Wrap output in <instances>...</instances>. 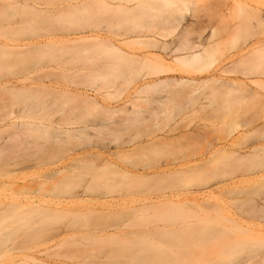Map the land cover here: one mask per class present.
Listing matches in <instances>:
<instances>
[{
    "label": "rangeland",
    "instance_id": "374dc122",
    "mask_svg": "<svg viewBox=\"0 0 264 264\" xmlns=\"http://www.w3.org/2000/svg\"><path fill=\"white\" fill-rule=\"evenodd\" d=\"M75 1L76 0H0V42L1 43H6V44L37 43L38 44L48 40L50 43L48 47L39 46L37 47L38 49L35 46H33L35 47V49L32 47L33 50L32 49L31 51L29 50L30 54L29 52L25 54L24 51L22 52L23 55L21 52L14 51L12 49L9 50L4 48H2V50L0 49V120H2L6 116L5 114H8L10 112L14 113L13 114L14 117L12 118V120L11 119L7 120L8 121L7 123H9V121H14L19 124L20 122L24 123L27 121L28 122L43 121L49 123L57 119L65 118L66 120H68V122H74V123H79L80 125L91 126L92 130L90 129L88 134H90L89 136L92 137L91 139L93 138L94 139L93 141L89 139L90 137L89 138L87 137V139H89V141L91 142L90 144L96 143L95 145L97 146L94 145L91 147L89 141L85 138L84 140L83 137H81V140H79L80 138L78 139L77 137H75L77 141H73V140L66 141L67 139L65 141H58L52 139L47 140L44 138L39 139L38 137L40 143L37 144V141H35L36 142L35 143L36 147H35V145L33 144L35 137L33 135L26 134V136H24L23 139L24 142H21L23 141L21 138H19L21 139V141H16V140L13 141L11 137L15 132V128L8 126L5 123L6 121L4 122L5 124L0 121V148L6 150L5 152L1 150V152H3L4 154L0 153V159H1L0 160V200L1 201L2 199L4 200L6 195L7 196L10 195L14 193L16 190H18L19 192L20 190L23 192L24 189L27 190L28 188L26 187L22 189L23 186L27 185L28 187L31 184V186H33L34 189L30 186L29 188L31 192H33V194H31L30 190L28 189V192H26L28 193V195L30 192V195L32 196L34 195L37 197L39 196L44 197L43 201H45L46 204L49 203V207L56 208L55 204H51L52 201H53L52 203H56V202L58 203V200L62 201L63 199L64 201L68 199L67 197L80 191L82 187H86V186L89 187L90 186L89 182L92 183L91 181H93L91 179H94L93 183H95L97 178L94 177H96L97 173L96 171H94L93 167H95V170L97 167L98 168L101 167V163L99 164V162L102 160L99 161V158H97L96 156L95 159L93 158V156H90L91 157L90 159L92 161L96 159L98 160V163L97 161H94V163H92L93 165L97 163V167L96 164L95 166L91 167L92 165L91 163H90L91 165H86L87 163L89 164L90 161L89 157H85V159L82 157L79 158V160L77 159L76 161L73 159L75 161L73 162L71 158L73 155V151L89 152V151L101 150L103 152L104 149H102V147L104 145L109 146V147L107 146V149L105 151L109 149L111 154L115 152L117 154L118 152H123V151L125 152L127 150L130 151L131 149L135 148L136 150L135 149L134 151L132 150L133 151L132 154L128 153L129 155L128 157H130L129 160L130 159L132 160L130 161V163L128 161V163L130 165L133 164L134 166L138 165L136 166V169L137 168L139 169L140 167L142 169L143 165H145L143 169H146L148 167L147 166L148 162L151 161V159L152 162L154 161L153 159L156 160L158 158L167 161L166 157L167 158L170 157L168 161L175 160L174 158H176V160L180 158L181 162L179 163V165L181 164L184 168L192 169L191 172L195 171L192 173V175L189 176L187 175L186 177L179 175L180 180L179 178L175 179L176 177L175 176L174 181L169 180L168 178L167 179L165 178L166 181H161V179L159 181L157 180L158 182L156 180H155L156 182L155 181L149 182V179H146V181H140L137 179L131 180L132 182H130V180L128 182L125 181L124 184L122 183L125 186V188L122 184L120 186L121 188L120 190L123 191L121 197L120 198L118 197V199L128 206L136 205L137 201H141L150 197L164 195L165 193L166 194L174 193L172 192V190L174 189L175 186L177 190V191L175 190L176 192H180V193L183 192L185 194L186 191H188L189 189L190 190L196 188L203 189L205 184L207 186H210V188H215L220 183L222 182L224 183L229 179L238 177L243 173L250 174L251 172H257V173L264 172V92H263L264 88L262 87L257 88L256 87L257 85L254 86L252 85V90L251 89L246 90L245 88H243L245 90H242V88L241 90H238L240 89V87L236 85L233 86L231 84L228 85V82L230 81L234 82V80L237 81V79L251 78L252 80L255 81L257 79V76H255V74H252V73H256V74L258 73V72H254L255 66L253 67L254 69H249L250 66L246 68V65L249 64L250 62L248 63V61L246 60L247 62H242V63L240 62L238 64L237 60H239L238 55L242 54V52L246 51V49L247 50L250 49L251 45L257 43V41L261 42V40L262 41L264 40V27L258 24L257 21L258 14L255 12V9L257 10V8L262 10L261 14L259 15H261V17L263 16L264 19V0H127V2L128 1L131 2L126 5H125L126 2L125 0H121L122 3L119 2L120 0L118 1L104 0V2L106 3L108 2V4L110 1L111 2L110 5L113 2H115L116 4L115 3L113 4H115L116 6L117 3L119 2L121 9L112 8L115 6L108 7V4L105 3L104 5V2L103 1L101 2L100 0L101 3L98 2V3L86 4L80 6L79 9L77 8V10L73 9L75 11L72 12V10L68 9L67 6H69L70 3ZM235 1L237 2L242 1L243 4L245 3V6L243 4L242 6L239 5V2L237 3ZM25 2H30V3L36 2L40 4L39 6H43L45 10L46 9L49 10V12L47 11L45 13H42L44 12V9L41 8L43 9L41 13L40 12H37V14L32 12L31 14L27 13L28 10L21 6V3H25ZM137 3L139 4L151 3L152 7L153 5H157L158 7L161 4L165 3L164 5L167 4L169 8H167L166 13L160 11L163 7H160L161 9L158 8L159 9L158 11L164 13V14L160 13L161 19H159L158 16H156L155 18V13L152 16L153 18L142 15L141 16L143 18L142 19L138 15H137L138 17H136L135 15L133 16V14L131 15L132 11H129L127 7L123 6V5L132 6L133 4H137ZM248 5H250L251 8L254 6L255 7L254 9L253 8L251 9L250 7H248ZM147 6L149 7L150 5ZM147 6L145 5V7ZM257 6H259L260 8ZM66 7L71 12L68 13L67 9L65 10V12L67 13L61 12L62 9ZM60 8H62L61 11L60 10L58 11V9ZM138 9L140 11L141 6H139ZM145 9L143 10L144 12L146 11ZM126 11H129L130 14ZM136 12L138 11L136 10ZM154 12L157 13V11ZM126 13L128 15H126ZM152 13H150V15H152ZM160 14L158 12L159 16ZM133 17H135L136 20H134ZM196 19L199 21H197ZM233 22L235 23L232 24ZM193 23L195 25H192ZM189 25L195 27L193 28L194 30ZM229 25L231 26L230 29H229ZM186 26H189L192 29V31L188 27L189 30L187 31L188 32L190 31V33L187 34L185 38L181 39L180 33L181 31H183V29ZM235 26L236 28H233ZM202 28L204 29L202 30ZM234 29L237 30L234 32ZM153 33H155V36ZM146 35L148 36L151 35V37H153L154 39L153 38L151 39L149 37L151 40L150 41L148 40V37H146ZM81 36H91L94 37V39L93 41L89 40L90 43L89 41H84V42L81 41L82 43L77 41L75 42L70 41L71 39L78 38ZM199 37L201 38L202 41H204V43L202 42L203 49L205 48L204 50H206L207 53L205 52L203 54L204 56L202 58L203 60L199 62H189L188 65L187 63H185L186 66L188 67L189 64H192L197 68L198 66H200L199 68L201 67L204 68L205 66L204 69L200 71L198 69L199 72L194 74L193 72H196L195 70L194 71L191 69L189 70V68H185L184 63L183 64L175 63L174 61H172V59L174 56H177L178 53L180 54L181 51H179V49L181 48L179 47H182L183 48L182 50H184L191 42L199 41L198 40ZM99 39L100 41H102L103 39V41L105 40V42L103 43L102 41L100 44ZM93 44L95 45L93 46ZM112 45L119 46L120 47L119 49H121L122 51L120 52L116 51L117 49L113 50L112 48L114 46ZM173 50L175 51L174 52L175 54L172 53ZM171 53L174 55H172ZM169 54H171L172 56ZM153 55H158L162 57L165 60L166 64L168 65L167 67L173 70H171L170 72L166 69L167 67H165L168 73H164L163 72L165 70L164 65L159 61L157 62L155 60H152L151 57ZM249 56L247 59H249ZM252 56L253 57L255 56L254 52L251 53V57ZM153 61L157 62V64L154 63ZM252 62L253 59L249 65L254 63ZM243 63L245 65V68ZM240 64H242L243 67ZM219 65L226 69L231 67L228 69L229 72L233 70L234 72L232 73L230 72L231 74L228 72L226 73L225 76L224 75L222 76L219 73V68H220ZM185 70L191 72L193 71L192 72L193 74H190L191 72L187 73V71L186 74ZM262 72H264V69ZM245 73L248 74L249 77L247 75L245 76ZM214 74H216L218 77H221L220 82L224 81L223 85L222 84L219 85L220 83L215 84L214 81L209 78ZM19 78L20 79L27 78L28 80L30 79L32 80L31 82L35 81L34 82L35 84L44 83L56 87L70 89L73 91H77V90L87 91L88 93L92 94L93 97L97 99V101H99L100 105L104 107L101 108L98 106L95 107L88 103L87 105L85 104L83 98L77 94H73V93L60 94L58 92H53L52 90L47 88L46 89L39 88V90L34 89V91L32 92L25 91L26 93L25 92L22 93L23 91H17L19 93L9 92V94L2 89L1 87L2 85L9 82H14ZM172 78H174L175 80L178 79L179 80L175 82V80H172ZM181 78L184 79L194 78L196 79L197 82L200 81V83H202V81L205 80L207 81L208 79H210V82L209 81L206 82L207 84L202 83L204 84L203 86L202 84L201 86L198 85V87L189 90V92H186L188 91L186 89L183 91L184 85L182 86L175 85L179 83V81H181L180 80ZM169 80L171 82L174 81L175 83L173 82V85H171L172 83ZM167 82H169L170 85H166ZM225 82H227L226 83L227 85L225 84ZM146 84L151 86H147L145 88L144 86H146ZM137 87L140 88L139 93L134 92V90ZM234 87L237 89H235ZM141 88L143 89L141 90ZM179 92L181 94L186 92L185 94L182 95L184 96V98L186 97V100L188 99V97H190L189 98L190 101L189 100L186 101L185 99L183 101L182 100L183 96L179 94ZM258 93L259 95H261L260 97H257ZM176 94L179 95L177 96V99L175 98ZM167 96L170 97L169 100ZM172 96H175L174 100ZM161 97L167 98L164 101H168L165 102L168 105L169 104L171 105L172 102H173L172 103L173 106L176 107L178 105V107L176 108L172 107V105L171 106L169 105L170 108H174L172 110L173 111L172 113H174V117L171 116V121L169 119V123H167L168 120L167 122H165V124L164 122H161L163 125L161 127L162 130H160L161 132L159 136L162 135L163 136L168 135V137L170 136L171 141L168 139L170 141L169 142L170 144L168 143V141H167L168 144L165 141L166 145L163 144L158 145L160 147L162 146V149L159 151L157 150L159 148L158 146H157L158 148H154V149L151 148L150 145H147L146 148H143L142 146H144V144L141 145L140 144L141 142L139 143L137 142L138 144L134 143L135 145L132 143L131 144L132 146L130 145V143H128L129 145H126L127 144L126 143L125 146H129V147H125L124 145H121L122 147L118 149V147L115 146L116 143L118 145V142L112 143V137H114L112 133L113 132L115 133V131L120 130V132L125 133L124 134L125 136L122 134L123 135L122 138H126L127 133H130V131H132V128L131 130L130 127L127 128L128 126L127 124L129 123L127 122L128 121L127 117H129L130 119L132 113L134 112L141 113L142 111L143 112L146 111L142 113L144 115L140 114L142 118L144 116L145 118L147 116L149 117L150 114H147L148 108L151 110L154 104L156 105L158 104L157 102H153L152 100L154 99L159 100L157 98L163 100L164 98ZM171 99L172 101L170 103ZM174 101L177 103L175 104ZM223 101H225L227 104ZM152 102L153 105L150 106V103L152 104ZM27 103H32L31 104L32 106H29ZM160 103L157 106H160ZM126 104L127 106H125ZM61 110H64V112H62ZM212 110L214 112H212ZM125 111L130 112L131 113L130 116H127L125 114ZM218 111H220L222 115L220 114L218 115L219 113ZM150 112L151 111H149V113ZM212 113L213 114L215 113L214 116ZM133 116L131 117V119L135 118V114ZM222 116L224 119H222ZM139 117L140 116H138V119ZM125 118L127 119L126 121L127 126L124 123L123 124L126 126V129H123V126L121 128L124 131L118 127L117 128L119 130H117V128L115 129L116 126H113L115 125L114 123L116 122L118 123L122 119H123L122 122H125L124 121ZM143 120L144 118L141 121ZM108 121L110 123V126L111 123H113L112 125L113 127L111 126L113 128L112 130L110 127L111 130L110 132L112 133H110L109 136L111 138L106 137L108 136L109 133L106 134V131L103 130L104 131L103 132L102 128L99 127L100 125L105 124V122L108 123ZM147 121L148 123H150L149 119H147ZM140 124L141 122L139 123L138 127L141 128L142 126H140ZM215 129L218 132H216ZM212 130L213 132L215 130V132L214 133L211 132ZM188 133L193 136L188 137L187 140V136L189 135ZM183 134H187V135L183 136ZM197 134L200 136H198ZM241 134L243 136L240 137L237 142L236 141L233 142L234 146H231L230 141L231 140L233 141L234 138H237ZM100 135H102V137ZM96 136H98V138ZM157 136H158V132H157ZM174 136L175 138L177 137L179 138L176 140L174 139V142H172V138ZM21 137L23 138V136ZM101 139H104L105 141H101ZM107 139H109V141ZM222 139L223 142L221 144ZM96 141H98V144ZM106 141L109 142L110 144H108ZM224 145L226 146L225 149L227 150H224L222 152L223 149L221 147H223ZM38 147L41 149L40 150L41 153L48 149V151H45L44 154H42L43 157L45 155H48L49 153L47 152L49 151L50 154L51 155L53 154L54 156L53 155L51 156L49 154L48 156L43 158L41 156V153L40 154L38 153L40 151L37 152ZM43 148L44 149L47 148V149L44 150ZM229 148L235 151L234 155L230 154L231 149L229 150L230 151L229 153L227 152ZM71 149H73V151H69ZM155 149L156 151H154ZM208 149L209 150L211 149L210 152ZM11 150L13 151V153ZM18 150L19 152H21L20 150H22L23 154L27 152L26 153L27 157L25 156V154L23 155L20 153L21 154L20 155ZM53 150H56L57 152L56 151L54 152ZM7 151L8 153L10 151L11 154L18 152L17 154H19L21 157L15 154L14 155H11L10 153L9 154L11 155L10 157L13 156L19 157L21 161H19L20 160L19 158L17 159L15 158L16 160H12L9 156L8 157L11 160H9L8 157L5 158L6 157L5 155L8 154ZM198 151L202 153H199ZM197 152L198 154L201 155L196 154ZM203 152L206 153L204 156L202 155L204 154ZM218 152H222V153L218 155L217 154ZM236 153L237 155L238 153L239 155L242 154V157L238 158L239 155L237 156ZM207 154L208 156H206ZM212 154L213 155L216 154V156H214L213 158ZM3 155L5 157L4 160L2 161ZM209 156H211L210 158L211 160L213 159V161H211V163L206 164L205 160L206 159L210 160ZM7 159L12 164L9 163ZM161 159L159 161H161ZM183 159H185V161ZM113 161L115 160L113 159ZM149 163L154 164L151 162ZM156 163L158 164V161ZM150 164L149 166H151ZM89 168L93 169V173L91 169H90L91 171L89 170ZM102 169H97L100 172L103 171V173L99 172L98 175L102 176L103 174L105 176L104 172L106 170H102ZM58 171L60 176L57 173ZM60 171L63 172V174ZM107 171L105 173L109 175L110 174L109 172L111 171L109 172ZM56 174L58 176H56ZM92 174L95 176H93ZM62 175L63 177H61ZM107 175L105 176L106 177L105 180L108 179L106 181L108 183H106L105 186L103 185V182L105 183V181L100 180L98 182L97 180V182L100 184H99V188L97 187L98 189L97 188L96 189L100 190L102 186L104 187H102L103 189H101L98 192H95L94 194L96 195L99 194L100 192L101 196L106 195L111 197H117L118 196L117 194L119 193L120 195L121 192L120 191L117 193L118 191L117 189L119 188L117 189L115 188L117 191H114L115 189L113 186L116 185L117 181L115 180L116 182H114L112 180L111 177L114 178V176L110 175L111 177H109ZM56 177L57 178L60 177L61 179L60 178L56 179ZM54 178L57 180V183L53 182L55 181L53 180ZM163 179L164 178H162V180ZM52 182L54 183L55 186L53 185ZM37 183H39V185ZM41 183H44L45 186L48 183V186H46V188L44 189L48 190L49 186L52 187V188L49 187L50 189L48 191L49 193L46 192V190L44 189L41 190L42 188L40 187V185H43ZM36 184L40 187L42 193H44L43 191H45L48 195L45 196V193L37 194V192L38 191L40 192V190L38 186L36 187ZM85 184H89V185H85ZM18 187L20 189H16ZM180 187H182L181 190H179ZM37 188L38 190L35 191V189ZM184 188H188V189H184ZM51 189L53 190L51 191ZM231 193L228 195L229 196L228 198L225 197V199H228V202L226 200L224 203L221 204L222 206H224V208L223 207L222 208L226 212H230L231 210H232L231 212L233 213L239 212V214H241L240 211L243 214L248 212V214L245 215H248V217H250L249 215L250 207L253 206L254 203L257 204L259 203L257 205L259 209L257 210V216L255 217L254 215L255 218L251 216V219L245 218L250 225H257V237H255L254 239V240L257 239V241L255 243L256 245L254 244V247L251 246V248H248V246H245L244 244L242 245V242L244 241L243 240L240 241V240L243 239V237L242 238L239 237V239L241 238L240 240L238 239L241 245L235 243L236 241L233 240V238L236 237L232 238L231 237L232 234L230 235V233H228L229 231H227L228 227L230 228L231 225L228 222H225V220L223 221L222 219L223 216L221 214L222 212L221 213L217 212L216 214L214 213L213 209L211 211V208L209 210V208H207L206 206H202L203 210L205 211L204 214L203 210L200 211L199 208L197 209L193 208L192 207L193 205L189 203L186 204V207H188L187 209L189 212L186 211L183 214L184 216H188V217L184 218V216L182 215L183 218L182 217L179 218L178 216L179 213L177 212L178 214H176L177 215L176 217H178L179 220L177 218V221L175 220V223L172 220H168V222L167 221L162 222L157 220L156 222L155 220L156 218L155 219L152 218V220H155V222L151 220L149 221H151V224L152 223L153 224L156 223V224L151 225L150 222H148V218L144 217L141 220H145L146 218V221H141L140 223H136V224L132 223L135 225H133L131 230L128 229V231L137 232L138 236L140 235L139 233H147V235L143 234V237L145 236L147 237L144 238V240H146V242L155 244V246L156 244L160 246L159 242L163 241V239L160 240L161 232H162L161 228L166 229L167 230L166 232H168V230L172 231L174 227L177 228L178 226L180 227L183 226L185 228H188L189 226L192 227L193 226L192 223L195 224L196 222H200L201 219L202 220L206 219L200 223V226L202 225L207 228L216 227L218 231L224 229L228 233V235L224 234L223 237H226L229 243L232 244L231 246L232 250L229 249L228 247L226 248L227 249L226 252L228 253L220 252L218 254L216 251H218L219 247L221 246V243L222 242L226 243L228 241L226 238L224 239L222 237L223 239L221 238L219 239L218 237L217 239L216 237V239L214 238L215 240L211 244L203 243L201 245H197L193 240H191L189 243L187 242L188 246H186V249L189 250L191 254H195V256L197 255L199 256L200 254H201L200 256H202L203 254L205 255V257L209 255L210 257H208V261L210 260L209 258L214 260L216 258L218 260V261L215 260V262L213 263H211L212 262L211 261L210 264H234L235 262L242 260V258H245V256L252 258V260L248 262V264H264V209H262V206L261 208H259L260 203L263 202L262 200H264V178H257V181L256 180L246 181L245 183L242 184V186L241 185L238 186L237 190L236 188L233 189V192ZM182 196L184 197L185 195L182 194ZM93 204L94 203L83 204V205L80 204L79 207H74V208L69 207L68 208L69 211H67L66 209L67 212L65 210H59L55 212L49 211L47 212L48 214L47 216L51 217L50 219L51 224H49L50 220L48 221L44 218L45 216L42 217L44 223L42 221L40 222L37 221L36 219H33V217L40 218L41 215L43 216L46 214L42 208H37V210L34 208V210H36L37 213H31V211L33 210L31 207H23V210L24 211L27 210L26 213L28 212L26 214L22 211V207L20 208L18 207L19 209H17L15 205V209H17L18 211H20L21 209L22 212H19L17 214L14 213L15 215L13 213L11 214L19 217L22 215L21 213H23L25 218L22 216L23 219L21 220L19 219L17 221L15 220V222L11 219L8 221H2V220L0 221V264H10L9 262L12 254L8 252V249L12 247L14 243L17 242L19 243L21 242L22 244L21 250L24 251V252L22 251L23 254H21L20 256L21 260H19V264L21 262H22L21 264L24 263L38 264L40 260L41 262L42 261L50 262V261H55L57 258L58 259L55 262L60 261L66 264H75V262L77 263L82 259L90 260L92 256L90 257V255H88L87 257V255L84 253L85 257L84 256L82 257L83 253L77 251L78 248L76 249L75 245L71 246L70 244L69 246H67L69 244L68 240H67L68 243H66L67 245H64L62 243L63 244L62 247L58 246L59 248L54 249L56 245L55 241L53 242L49 239L47 240V237L50 235H47L46 237L45 234H47L48 231L52 232V230L53 232L51 235L55 234L58 230V227L61 228V226H63L64 224H70L69 226L73 228V231L76 230L77 228L75 232H78V235H80L81 233L85 234V232L88 231V228L89 229L94 227L103 228L108 225H112L116 223L115 216L113 217L111 216L112 218H115V220H113L110 216H103V215L101 216V213L97 212L96 210L95 207L96 205L94 204L95 205L94 206ZM3 205L1 207H3ZM41 205L43 206L45 204H41ZM12 206L10 205L11 208ZM186 207L185 209L183 207H180V209L182 210L183 208L184 210H187ZM6 208H8L7 210H9V207ZM11 208H10V212H15V209H13L14 211H12ZM175 208L177 209L178 207ZM208 211L212 213L210 212L208 213ZM171 212L173 213V211ZM3 213H4V209H3ZM3 213L1 211L0 215H2ZM8 213H4V214L10 216V214ZM51 213H53V215H50ZM124 213L127 214V211H125ZM219 213L221 215H219ZM197 215L200 217L197 218L196 217ZM44 219L46 221H44ZM196 219H200V220H196ZM122 220L123 221L126 220V217L123 218ZM113 221L115 223H113ZM39 223L42 224L39 225ZM45 223H47L49 226L46 225ZM119 223L121 222L119 221ZM43 224L46 225L45 226L46 228L44 227ZM39 229L40 230L45 229L47 231L42 230L40 232ZM230 232H232V230ZM44 237L45 240L43 239ZM135 237L137 239V236ZM135 237H133V240ZM125 238L126 237H124V241H128V243L132 240L130 236H129V240L131 239L130 241L128 240V238L126 239ZM118 240L120 242V239ZM140 240L142 241V239ZM119 242H117L118 244L116 246L119 247L120 245L123 247L124 243L121 245L119 244ZM92 244L94 245V243ZM234 245L238 247H235ZM74 246L75 248H73ZM49 248H50L49 253L53 257H51L49 253H46V255L49 254L50 256V257L48 256L49 258L46 259L47 256H45L44 252L47 249L49 250ZM221 248L222 247H220V249ZM123 249L126 250V248L124 247L122 248V250ZM222 249L225 248L223 247ZM122 250L121 253L119 250V253L117 252L110 256L107 255L106 257L107 259L104 258L106 264H131L129 263L130 262V254L128 253L129 250L127 249L128 252L127 250L122 252ZM34 259L36 260V263ZM136 264H140V263H136ZM198 264H202V263H198Z\"/></svg>",
    "mask_w": 264,
    "mask_h": 264
},
{
    "label": "bare ground",
    "instance_id": "6f19581e",
    "mask_svg": "<svg viewBox=\"0 0 264 264\" xmlns=\"http://www.w3.org/2000/svg\"><path fill=\"white\" fill-rule=\"evenodd\" d=\"M104 2V0H101V2ZM112 1V0H111ZM118 1V0H117ZM126 2H125V5L126 4H128V3H130L129 1L127 2V0H125ZM101 3L100 2V0H76L75 2H72V3H70L69 4V6H67L68 7V9H71L72 10V12H74L75 10H77V8L79 9V7L80 6H83V5H86V4H92V3ZM119 2H121V0L119 1ZM118 2V3H119ZM235 2H237V1H235ZM239 2V5H241L242 6V4H243V2L242 1H238ZM237 2V3H238ZM240 2H241V4H240ZM40 3V2H39ZM105 3L106 2H104V5H105ZM110 1H109V4H108V2L106 3V4H108V7H112V6H115V7H112V8H120V3L118 4L117 3V6L115 5L116 3L115 2H113V3H115V4H111L110 5ZM122 3V2H121ZM42 4V3H41ZM103 4V3H102ZM124 4V3H123ZM165 4V3H164ZM164 4H161L160 6H158L157 7V5H153V7L151 6L152 4L151 3H149V4H147V3H145V4H139V3H137V4H133L132 6H125V5H123L124 7H127V9L129 10V11H132L131 12V15L133 14V16L135 15L136 17H138V16H142V15H144V16H147V17H152L153 15H154V13H155V18H156V16H158L159 17V19H161V14H164V13H166V10H167V8H169V6H167V4L166 5H164ZM246 4H248V3H246ZM40 4H38V3H36V2H34V3H30V2H25V3H21V6L22 7H24V8H26L27 10H28V12L27 13H30L31 14V12L32 13H36L37 14V12H40L41 13V11H43V9H44V7L43 6H39ZM110 5V6H109ZM122 5V4H121ZM145 5L147 6V5H150L149 7L147 6V7H145ZM244 6H245V3L243 4ZM251 5V4H250ZM250 5H248V7H250L251 8V6ZM258 5V4H257ZM107 6V5H106ZM139 6H141V9H140V11L142 12L145 8H147V9H145L147 12L148 11H150V12H140L139 11ZM156 6V7H155ZM217 6V5H216ZM215 6V7H216ZM67 7L66 8H60V9H58V11L60 10L61 11V9H62V11L61 12H65V10L67 9ZM142 7H143V9H142ZM145 7V8H144ZM160 7H163L162 9H164V10H162ZM247 7V6H246ZM255 7V6H254ZM254 7H252L253 9H254ZM257 7H259V6H257ZM41 8H43V9H41ZM154 8V9H153ZM158 8H160L161 10L160 11H162V12H164V13H162V12H160V11H158L159 9ZM166 8V9H165ZM251 8V9H252ZM260 8V7H259ZM67 9V11H68V13L69 12H71L70 10H68ZM73 9H75V10H73ZM121 9V8H120ZM138 11V12H140V13H138V12H136V10ZM30 10V11H29ZM126 10V9H125ZM135 10V11H134ZM49 12V10H45L44 9V12H42V13H45V12ZM129 11H126V12H128L129 14H130V12ZM154 11H157V13L156 12H154ZM153 12V13H152ZM158 12H159V14H160V16L158 15ZM255 12L258 14V19H257V21H258V24L259 25H261V26H263L264 27V19H263V16L261 17V15H259V14H261V12H262V10H260V9H258L257 8V10L255 9ZM65 13H67V12H65ZM137 13V14H136ZM150 13H152V15H150ZM168 13H169V11H168ZM41 15V14H40ZM126 15H128L127 13H126ZM138 15V16H137ZM158 17H157V19H158ZM134 18V20H136L135 19V17H133ZM142 18V17H141ZM153 18V17H152ZM143 19V18H142ZM197 20V19H196ZM133 21V20H132ZM131 21V22H132ZM197 21H199V20H197ZM24 22H26V21H24ZM136 22V21H135ZM227 22V21H226ZM230 22H231V20H230ZM229 22V23H230ZM236 22V21H235ZM235 22H233L232 24H234ZM23 23V22H22ZM21 23V24H22ZM20 24V23H19ZM199 24V23H198ZM197 24V25H198ZM201 24V23H200ZM203 24V23H202ZM192 25H195L194 23L192 24ZM192 25L190 26V27H192ZM207 25V24H206ZM231 25V24H230ZM229 25V29H230V27L232 26H230ZM189 26H186L184 29H183V31H181V33H180V38L181 39H183V38H185L186 36H187V34H189L190 33V31L188 32L187 30H189ZM225 26H227V25H225ZM238 26V25H237ZM18 27V26H17ZM189 27V28H188ZM203 27V26H202ZM207 27V26H206ZM210 27V26H209ZM187 28V29H186ZM193 28H195V27H192V29ZM208 28V27H207ZM206 28V29H207ZM211 28V27H210ZM233 28H236V26L235 27H233ZM192 29L190 28V30L192 31ZM199 29V28H198ZM204 28H202V30H203ZM205 29V30H206ZM194 30V29H193ZM228 30V29H227ZM233 30V29H232ZM237 30V29H236ZM235 29H234V32L236 31ZM229 31V30H228ZM188 32V33H187ZM154 34V36H155V33H153ZM152 34V35H153ZM157 35V34H156ZM158 36V35H157ZM146 37H148V40H150V38L152 39L153 37H151V35L150 36H148V35H146ZM150 37V38H149ZM91 38V39H90ZM96 38V37H95ZM93 39H94V37H91V36H81V37H78V38H74V39H71L70 41H77V42H84V41H93ZM97 39V38H96ZM154 39V38H153ZM204 39V38H203ZM198 40L199 41H195V42H191L188 46H187V48H185L184 50H182L183 48L182 47H179V48H181V49H179V51H181L180 52V54L178 53V55L177 56H174L173 57V59H172V61H174L175 63H184V65H185V68H189V70L191 69V70H195L196 72H193L194 74L195 73H198L200 70H202V69H204L205 68V66H204V68H199L200 66H198V68L196 67V66H194V65H192V64H189V67L188 66H186V64L185 63H187V65H188V63L189 62H199V61H201V60H203L202 58L204 57L203 56V54L206 52L207 53V51L206 50H204L203 49V43H204V41H202L201 40V38L199 37L198 38ZM201 40V41H200ZM69 41V40H68ZM90 41H89V43H90ZM96 41V40H95ZM102 41H103V39H102ZM102 41H100V39H99V43L101 44V42ZM151 41V40H150ZM153 41V40H152ZM157 41V40H156ZM81 42V43H82ZM105 42V40L103 41V43ZM203 42V43H202ZM158 43V42H157ZM39 44V45H38ZM35 43V44H19V43H13V44H6V43H1L0 42V49L2 50V48H4V49H12V50H14V51H19V52H24L25 54L27 53V52H29V50L31 51V49L33 50V48L35 49V47L37 48V47H48L49 45H50V43H49V40L48 41H43V42H41V43ZM37 45V46H36ZM95 44H93V46H94ZM97 45H98V43H97ZM33 46H35V47H33ZM112 46H114V45H112ZM33 47V48H32ZM120 47L119 46H114L112 49L113 50H116V51H122L121 49H119ZM38 49V48H37ZM177 49V48H176ZM249 50V51H248ZM246 49V51H243L242 52V54H240V55H238L239 56V60H237L238 62V64L241 62H247L248 61V63L250 62L251 63V61H252V59H253V64H251V65H249V64H247L246 65V68H248L249 66V69H254L253 67L255 66V71L254 72H258L257 74L256 73H252V74H255V76H257V79H256V81L255 80H252L251 78H243V79H237V81H235L234 80V82L233 81H230V82H228V85L229 84H231V85H236V86H238V87H240V89H238V90H241V88H242V90H248V89H251L252 90V85L254 86V85H257L256 87L258 88V87H262V88H264V72H262L263 71V67H264V40L262 41L261 40V42H258L257 41V43H254L253 45H251V48L250 49ZM178 51V52H179ZM175 51L173 50L172 51V53H174ZM245 52H247V53H245ZM252 52H254L255 53V56L253 57H251V53ZM18 53V52H17ZM171 53V54H172ZM20 54V53H19ZM29 54H30V52H29ZM171 54H169V55H171ZM175 54V53H174ZM174 54H172V55H174ZM248 54V55H247ZM22 55H23V53H22ZM161 55V54H160ZM166 55H168V54H166ZM171 55V56H172ZM250 55V56H249ZM254 55V54H253ZM248 56H249V59H247L248 58ZM250 57H251V59H250ZM140 58V57H139ZM145 59V58H144ZM146 59H147V57H146ZM151 59L152 60H155V61H159L160 63H162L163 65H164V69H165V67H167L168 65L166 64V62H165V60L162 58V57H160V56H158V55H153L152 57H151ZM151 60V61H152ZM247 60V61H246ZM155 61H153L154 63H156L157 64V62H155ZM170 61V60H169ZM171 62V61H170ZM202 63H204V62H202ZM166 64V65H165ZM201 64V63H200ZM199 64V65H200ZM255 64V65H254ZM196 65V64H195ZM240 65H242V64H240ZM243 65H244V63H243ZM243 65H242V67H243ZM263 65V66H262ZM220 66V65H219ZM262 66V67H261ZM196 67V68H195ZM228 67V66H227ZM237 67V66H236ZM259 67V68H258ZM229 68H231V67H229ZM229 68H224V67H222V66H220V68H219V73L223 76H225L226 75V73H228L229 72ZM244 68H245V65H244ZM257 68V69H256ZM261 68V69H260ZM168 71H170L171 72V70H173V69H169L168 67L166 68ZM166 69L163 71L164 73H168V71H166ZM181 69V68H180ZM182 69H184V68H182ZM197 69V70H196ZM198 69H199V71H198ZM259 69V70H258ZM188 70V69H187ZM187 70H185V73H186V71ZM218 70V69H217ZM257 70V71H256ZM183 71V70H182ZM247 71V70H246ZM249 71H251V70H249ZM253 71V70H252ZM191 71H187V73H190ZM190 73V74H193V73ZM231 73L232 72H234V70L233 71H230ZM229 72V73H230ZM174 73H177V72H174ZM179 73V72H178ZM186 73V74H187ZM219 73H217V74H219ZM230 73V74H231ZM237 73V72H236ZM189 74V75H190ZM242 74V73H241ZM220 75V76H221ZM229 75V74H228ZM244 75V74H243ZM248 76V74H246L245 73V76ZM193 77V76H192ZM249 77V76H248ZM211 80H213L214 81V83L216 84V83H220L219 85H223V83H224V81L223 82H220L221 81V77H218L216 74H214V75H212L211 77H209ZM159 79V78H158ZM210 79H208L207 81L205 80V81H202V83H204V84H207L206 82H210ZM172 80H175L174 78H172ZM179 80V79H178ZM178 80H175V82L176 81H178ZM181 81H179V83H177V84H175L176 86L177 85H179V86H182V85H184L183 86V91L186 89V90H188V91H186V92H189V90H191V89H193V88H196V87H198V85L199 86H201V84L202 83H200V81L199 82H197L196 81V79H194V78H187V79H184V78H181L180 79ZM32 80H28L27 78L26 79H17V80H15L14 82H9V83H6V84H4V85H2L1 87H2V89L5 91V92H7L8 94H9V92L11 93H19V92H17V91H23L22 93H24L25 91H29V92H32V91H34V89H38L39 90V88L41 89H50V90H52L53 92H58V93H60V94H69V93H73V94H77V95H79V96H81L82 98H83V100H84V102H85V104H90V105H93V106H98V107H104V106H102V105H100L99 104V101H97V99L96 98H94L93 97V95L92 94H90V93H88L87 91H84V90H77V91H73V90H70V89H66V88H62V87H56V86H53V85H48V84H44V83H42V84H35L34 82H31ZM166 81V80H165ZM170 81V80H169ZM215 81H217V82H215ZM149 82V81H148ZM171 82V81H170ZM174 82V81H173ZM173 82H171L172 84L171 85H173ZM174 82V83H175ZM37 83V82H36ZM227 82H225V84H226ZM155 84V83H154ZM204 84H202V86L204 85ZM145 85V84H144ZM153 85V84H152ZM166 85H170L169 84V82H167V84ZM227 85V84H226ZM259 85V86H258ZM261 85V86H260ZM147 86H151V85H147L146 84V86H144L145 88L147 87ZM235 86V87H236ZM242 86V87H241ZM142 87V86H141ZM187 87V88H186ZM234 87V88H235ZM243 88H245V89H243ZM139 87H137L135 90H134V92L135 93H139ZM143 88H141V90H142ZM235 89H237V88H235ZM37 90V91H38ZM262 90V89H261ZM182 91V92H183ZM29 92H27V93H29ZM181 92V91H180ZM179 92V94H181ZM186 92H184V93H182V94H185ZM264 92V91H263ZM26 93V92H25ZM177 93H178V91H177ZM254 93H256V92H254ZM21 94V93H20ZM170 94V93H169ZM175 94V93H174ZM181 94V95H182ZM258 95H259V93H258ZM257 95V97H260L261 95H259L258 96ZM168 96H170V95H168ZM167 96V97H168ZM176 96V97H175ZM175 96H172L173 97V100L176 98L177 99V96H179V95H175ZM183 96V95H182ZM186 96V95H185ZM188 96V95H187ZM171 97V98H172ZM175 97V98H174ZM161 98H164V97H161ZM180 98H182V97H180ZM190 97H188V99L187 100H189L190 101V99H189ZM157 99H159V100H156V99H154V100H152L153 102H157L158 104L160 103V106H157L156 104H154L155 105V108H154V105H153V102H152V104L150 103V106L151 105H153V107H152V109L150 110L149 108H148V113L147 114H150L149 115V117L147 116L146 118H145V116L143 117L144 118V120L143 121H141L143 118H142V116L140 115V114H142V113H144V112H146V111H142L141 113H139V112H134V113H130V112H127V111H125V114L127 115V116H130V114H131V116H130V119H131V117L135 114V118H132L133 119V122H132V119H131V121H130V119H129V117H127V119H128V121H127V119L125 120L124 119V121L126 122H129V123H131V124H127V122L125 123V122H122L123 121V119L122 120H120L118 123L116 122V123H114L115 125H113V123H111V126L113 125V126H116L115 127V129L118 127V128H121L122 126H123V129H126V126H127V128L128 127H130V130H131V128H132V131H130V133H127V137L126 138H122V136L125 134V133H122V132H120V130L117 128V130H119V131H115V130H113V131H115V133L113 132H110L113 128V126L111 127L110 126V123H109V121H108V123H106L105 122V124H102V125H100L99 127H101L102 128V131L103 130H105L106 131V134L107 133H109L108 134V136H106V137H110L109 135H110V133H112L113 135H114V137H112V143L113 142H118V145H117V143H116V145L115 144H113V145H115L116 147H118V149L120 148V147H122L121 145H124L125 146V144L126 145H129L128 143H130V145L133 143H136V144H138L139 142H141L140 144L141 145H143L144 144V146H142L143 148H146V146L147 145H150V147L151 148H158L157 150L159 151V150H161L162 149V146L160 147V146H158V145H160V144H163V145H166V143H167V141H168V143L171 141V137L169 136L168 137V135H166V136H159V134H160V130H162L161 129V127H162V123L161 122H164V124H165V122H167V120H168V122L167 123H169V119H170V121H171V116H173L174 117V113H172L173 111V109L174 108H170V106L172 105V107H175V106H173V102L171 103V101H172V99L170 100V103H171V105L169 106L167 103H165V102H168V101H164L165 99H167L166 97L163 99V100H161L160 98H157ZM170 99V97H168V100ZM184 99L186 100V97L184 98V96H183V101H184ZM129 100V99H128ZM186 100V101H187ZM151 101V100H150ZM188 101V102H189ZM162 102H163V104H162ZM175 102V101H174ZM223 102H225V101H223ZM228 102V101H227ZM131 103V102H130ZM164 103H165V105H164ZM177 102H175V104H176ZM182 103V102H181ZM226 103V102H225ZM29 106H32L31 104L32 103H27ZM26 104V105H27ZM87 104V105H88ZM128 104V103H127ZM127 104L125 105V106H127ZM164 105V106H162V105ZM227 104V103H226ZM167 105V106H166ZM224 105V104H223ZM229 105V104H228ZM28 106V107H29ZM124 106V105H123ZM157 106V107H156ZM176 107H178V105L176 106ZM175 107V108H176ZM180 107V106H179ZM151 108V107H150ZM118 109V108H117ZM134 109V108H133ZM226 110V109H225ZM62 112H64V110H61ZM149 111H151L150 113H149ZM228 111H229V108H228ZM177 112V111H176ZM212 112H214L213 110H212ZM219 113H218V115L220 114V115H222L221 113H220V111H218ZM225 112V111H224ZM128 113V114H127ZM137 113H139V114H137ZM229 113V112H228ZM231 113V112H230ZM13 112H10V113H8V114H5L3 117V119L2 120H0L2 123H4L5 121V123L8 125V126H11V127H14L15 128V132L13 133V135H12V139H13V141L14 140H16V141H21V139L23 140L24 139V136H26V134H28V135H33L34 137H35V140H34V142H33V144L35 145V141H37V144L38 143H40L39 142V139L40 138H44V139H47V140H49V139H52V140H58V141H65L66 139V141H68V140H73V141H77V139H75V137H77L79 140H81V137H83V139L85 138V139H87V137L89 138V139H91L92 137L91 136H89L90 134H88L89 133V130L91 129L92 130V128H91V126H89V125H80L79 123H74V122H68V120H66L65 118H61V119H57V120H55V121H53V122H49V123H47V122H41V121H37V122H33V121H30V122H20V124L19 123H16V122H14V121H9V123H7L8 121L7 120H9V119H11L12 120V118L14 117L13 116ZM173 114V115H172ZM213 114V113H212ZM215 114V113H214ZM214 114H213V116H214ZM224 114H226V113H224ZM142 115H144V114H142ZM216 115H217V113H216ZM138 116H140L139 117V119H138ZM134 117V116H133ZM173 117H172V119H173ZM124 118V117H123ZM141 118V119H140ZM220 118V117H219ZM147 119H149V122L150 123H148V121H147ZM222 119H224L223 118V116H222ZM104 122V121H103ZM111 122V121H110ZM115 122V121H114ZM122 122V123H121ZM141 122V124H140V126H142L141 128L140 127H138V125H139V123ZM4 123V124H5ZM126 125H124V124ZM144 123H146V124H144ZM166 123V124H167ZM78 124V125H77ZM123 124V125H122ZM121 125V126H120ZM131 125V126H130ZM120 126V127H119ZM125 126V127H124ZM110 127H111V130H110ZM134 128V129H133ZM122 128H121V130H123ZM129 130V129H128ZM216 130V129H215ZM215 130H214V132H215ZM96 131H98V130H96ZM107 131H109V132H107ZM124 131V130H123ZM193 131H195V130H193ZM101 132V131H100ZM104 132V131H103ZM157 132H158V136H157ZM192 132V131H191ZM191 132H189V133H191ZM199 132H201V131H199ZM211 132H213V130L211 131ZM213 132V133H214ZM216 132H218L217 130H216ZM102 133V132H101ZM188 133V134H189ZM99 134V133H98ZM97 134V135H98ZM111 134V135H112ZM123 134V135H122ZM217 134V133H216ZM184 135H187V134H183V136ZM198 135V134H197ZM21 136H23V138L21 137ZM94 136V135H93ZM101 137H102V135H100ZM99 136V137H100ZM125 136V135H124ZM182 136V137H183ZM190 136H193V135H188L187 136V140H188V137H190ZM198 136H200V135H198ZM243 135L241 134V135H239L237 138H234L233 139V141L231 140L230 142H231V146H234V143L233 142H237L238 141V139L240 138V137H242ZM38 137H39V139H38ZM97 138H98V136H96ZM96 137H95V139H96ZM104 137V136H103ZM217 137V136H216ZM16 138V139H15ZM17 138H18V140H17ZM19 138H21V139H19ZM111 138V137H110ZM114 138V139H113ZM179 137H177V138H175V136L172 138V142H174V139L176 140V139H178ZM184 138H186V137H184ZM194 138V137H193ZM196 138V137H195ZM84 139V140H85ZM89 139H87L88 141H89ZM94 139V138H93ZM93 139H91L92 141H93ZM170 141H169V140ZM108 141H109V139H107ZM15 141V142H16ZM69 141V142H70ZM101 141H105L104 139H101ZM165 141H166V143H165ZM216 141V140H215ZM218 141H220V140H218ZM217 141V142H218ZM14 142V143H15ZM21 142H24V140L23 141H21ZM97 142V144H98V141H96ZM107 142V141H106ZM111 142V141H110ZM138 142V143H137ZM222 142H223V139L221 140V144H222ZM6 143H7V141H6ZM20 143V142H19ZM91 142L89 141V144H90ZM93 143V142H92ZM103 143V142H102ZM108 144H110L109 142H107ZM112 143H111V145H112ZM165 143V144H164ZM167 143V144H168ZM220 143V142H219ZM233 143V144H232ZM17 144H18V142H17ZM96 143H93V144H90L91 145V147L92 146H94ZM105 144V143H104ZM170 144V143H169ZM40 145V144H39ZM39 145H37V146H39ZM135 145V144H134ZM230 145V144H229ZM228 145V146H229ZM95 146H97V145H95ZM103 146V145H102ZM107 146L108 145H104L103 147H102V149H104V151L102 152L101 150H97V151H89V152H75V151H73V149H71V150H69V151H73V155H72V161L73 162H75L77 159L79 160V158H84L85 159V157H89V159L91 158L90 156H93V158L95 159L96 157L97 158H99V161L100 160H102V161H100L99 162V164L101 163V167H97V163H98V160L96 159V160H91L90 159V161H89V164L87 163L86 165H91L92 163H94V161H97V163H95L96 164V170H95V167H93V166H95V164L93 165H91V167H93V169H94V171H96V173H97V175H96V177H94V178H97V180H98V182L100 181V180H102V181H105V183L103 182V185L105 186V184L106 183H108V182H106L107 180H105V176L107 175L105 172L107 171V172H109V171H111V172H109L110 174L109 175H107V176H109V177H111V176H114V178L113 177H111L112 178V180L114 181V182H116L117 181V183H116V185H114L113 187H114V189L116 188H119V189H115L114 191H117V193L118 192H120L121 190V188H120V186H121V184L123 183L124 184V182L126 181V182H128L129 180H130V182H132L131 180H135V179H137V180H140V181H146V179H149V182L151 181H159L160 179H161V181H166L165 180V178L167 179H169V180H175V179H177V178H179V180H180V177H179V175H181V176H183V177H186L187 175L189 176V175H192V173L193 172H195V171H193V172H191L192 171V169H188V168H184L181 164L179 165V163L181 162V160H180V158H178L179 159V161H178V159L176 160V158H174L175 160H170V161H168L169 159H170V157H166V159H167V161H165V160H163V159H161V161H159L160 159L158 158V159H153L154 161H158V164L156 163V162H152V159H151V161H149V162H151V163H154V164H150L149 162H148V167L146 168V169H143L144 167H145V165H143V168L141 169V167L138 169H136V166H138V165H130L129 163H130V161H132L131 159L129 160V158L130 157H128L129 155H128V153H133V151H134V149H131L130 151H123V152H118L117 154H116V152L115 153H112L111 154V152L109 151V149L107 150V151H105L106 149H107ZM114 146V147H115ZM132 146V145H131ZM158 146V147H157ZM35 147H36V145H35ZM90 147V148H91ZM109 147V146H108ZM125 147H129V146H125ZM211 147V146H210ZM225 145L223 146V147H221L223 150H222V152L224 151V150H227V149H225ZM137 148V147H136ZM228 148V147H227ZM44 149V148H43ZM45 149H47V148H45ZM44 149V150H45ZM231 148H229L228 149V153L230 152L229 150H230ZM1 150H3L2 148H0V153H3V152H1ZM41 149L38 147V149H37V152L38 151H40ZM133 150V151H132ZM136 150V149H135ZM209 150V149H208ZM211 150V149H210ZM210 150H209V152H210ZM4 152L6 151L5 149L3 150ZM12 151V150H11ZM21 152H19V150H18V152H19V154L21 153V154H23L22 153V150H20ZM45 151H48V149L47 150H45ZM45 151H43L42 153H41V151L40 152H38L39 154L41 153V156H42V154H44V152ZM54 152L56 151V150H53ZM53 151H52V153H53ZM132 151V152H131ZM154 151H156V149L154 150ZM234 150H232L231 149V155L233 154L234 155V153H235V151L233 152ZM15 152V151H14ZM17 152V151H16ZM17 152V153H18ZM57 152V151H56ZM58 152H60V151H58ZM62 152V151H61ZM75 152V153H74ZM127 152V153H126ZM199 153H202V152H200V151H198ZM198 152L196 153V154H198ZM208 152V153H209ZM222 152H218L217 154L219 155L220 153H222ZM233 152V153H232ZM238 152V151H237ZM7 153H8V151H7ZM9 153L11 154V152L9 151ZM6 154L5 156L3 155L2 156V161L4 160V157L5 158H7L8 156L10 157L11 155H19V154H17V153H14V154ZM12 153H13V151H12ZM27 153V152H26ZM26 153H24L25 154V156L27 155ZM32 153V152H31ZM33 153H35V152H33ZM38 153H36V154H38ZM47 153H49L50 154V151L49 152H47ZM194 153V152H193ZM204 154H202L203 156L206 154L205 152H203ZM4 154V153H3ZM20 154V155H21ZM23 154V155H24ZM30 154V153H29ZM46 154V153H45ZM48 154V155H49ZM127 154V155H126ZM19 155V157H21ZM31 155V154H30ZM29 155V156H30ZM48 155H45L43 158H45L46 156H48ZM51 155V154H50ZM53 155V154H52ZM51 155V156H52ZM198 155H201V154H198ZM213 155V154H212ZM217 155V156H218ZM223 155H225V154H223ZM228 155V154H227ZM236 155H237V153H236ZM238 155H239V153H238ZM237 155V156H238ZM17 156H13V157H10L12 160H16L17 158H19V157H17ZM41 156H39V157H41ZM54 156V155H53ZM56 156H57V153H56ZM96 156V157H95ZM111 156V157H110ZM206 156H208V154L206 155ZM214 156H216V154H214L213 155V158H214ZM221 156V155H220ZM229 156V155H228ZM245 156V155H244ZM8 157V159L9 160H11L10 158ZM24 157V156H23ZM27 157V156H26ZM50 157V156H49ZM113 157V158H112ZM199 157H201V156H199ZM211 156H209V158H210ZM239 157H242V154L241 155H239L238 156V158ZM16 158V159H15ZM53 158V157H52ZM100 158H102V159H100ZM154 158H155V156H154ZM172 158V157H171ZM206 158V157H205ZM224 158H225V156H224ZM243 158H245V157H243ZM251 158V157H250ZM7 159V160H8ZM20 159V158H19ZM75 161H74V160ZM113 159L115 160V161H113ZM1 160V159H0ZM6 160V161H7ZM9 160H8V162H9ZM81 160V159H80ZM103 160H105V161H103ZM184 161H185V159H183ZM182 160V161H183ZM209 162H208V161ZM19 161H21V159L19 160ZM18 161V162H19ZM128 161H129V163H128ZM162 161H164V162H162ZM178 161V162H177ZM211 161H213V159L211 160V158H210V160L209 159H206L205 160V163L207 164V163H211ZM13 162V161H12ZM159 162H160V164H159ZM2 163H4V162H2ZM6 163V162H5ZM9 163H11V162H9ZM91 163V164H90ZM103 163V164H102ZM132 163V162H131ZM12 164V163H11ZM19 164V163H18ZM149 164L151 165V166H149ZM15 165H17V164H15ZM141 165V164H140ZM87 167V166H86ZM186 167V166H185ZM190 167V166H189ZM103 168V169H102ZM104 168H106V169H104ZM149 168V169H148ZM88 169V168H87ZM92 170V173H93V169L92 168H89V170ZM97 169H102V170H106L105 172H104V174H105V176L102 174V176H104V177H102L101 175H98L99 174V170H97ZM72 170V169H71ZM90 170V171H91ZM73 171V170H72ZM75 171V170H74ZM61 172V171H60ZM102 173H103V171H101ZM100 172V173H101ZM55 173V172H54ZM58 174H59V171L57 172ZM62 174H63V172H61ZM188 173V174H187ZM73 174V173H72ZM74 175H75V173H74ZM93 175V174H92ZM111 175V176H110ZM185 175V176H184ZM54 176V175H53ZM56 176H58L57 174H56ZM59 176H60V174H59ZM93 176H95V175H93ZM101 176V177H100ZM176 176V177H175ZM61 177H63V175L61 176ZM172 177V178H171ZM174 177H175V179H174ZM60 177H56V179H59ZM65 178V177H64ZM69 178V177H68ZM162 178H164L163 180H162ZM171 178V179H170ZM257 178H264V172H262V173H257V172H251L250 174H241V175H239L238 177H235V178H232V179H229L228 181H226V182H222V183H220L218 186H216L215 188H210V186H207L206 184H205V186H207V187H205L204 186V188L203 189H200V188H196V189H192V190H188V191H186V193L184 194L183 192H181L183 195H185L184 197L182 196V194L180 193V192H176L177 190H176V186L174 187V191L172 190V192H174V193H169V194H164V195H159V196H156V197H150V198H147V199H144V200H141V201H137L136 202V205H132V206H128V205H126L125 203H123V202H121L119 199H118V197L120 198L121 197V195H122V191L120 192V195H119V193L117 194L118 196L117 197H111V196H104L102 193V195L103 196H101L100 195V192H99V194H94L95 192H98V191H100L101 189H103L102 187H104V186H100L101 187V189L100 190H97L98 188H99V184L100 183H98L97 182V180L95 181V183H93V181H94V179H91V180H93V181H91L92 183H90L89 182V184H90V186L88 187V186H86V187H82V189L80 190V191H78V192H76V193H74V194H72V195H70L69 197H67L68 199H66V200H64L63 201V199H62V201H59L58 200V203L56 202V203H52L51 202V204H55L56 205V208H53V207H49V203L48 204H46V202L45 201H43V198L44 197H41V196H39V197H37V196H32V195H30V192H31V190H30V188H29V186L30 187H32L33 188V186H31V184L27 187V185H24L23 186V188L22 189H24V187H26V188H28L29 190H30V192H29V195H28V193H26V192H28V189L27 190H25L24 189V193H26V194H24L21 190H20V192L22 193H20L18 190H16L14 193H12V194H10V195H6V197L4 198V200L2 199V201H4V202H2L1 200H0V212L2 211V213H3V209H4V213H8V214H10V216L9 215H5L4 213V215L2 214V215H0V221L2 220V221H8V220H13L14 222H15V220L17 221V220H21V219H23V217H24V214L23 213H21L22 215L21 216H14L15 214L14 213H19V212H24V213H26V211H24L23 210V207H31L33 210H34V208L37 210V208H42L44 211H45V215H41L40 216V218L39 217H33V219H36L37 221H42L43 222V219H42V217H44L46 220H50L51 219V217L49 216H47L48 214H47V212H55V211H59V210H65L66 211V209H67V211H69L68 210V208L69 207H79V205L81 204V205H83V204H92V203H94L93 205L96 207V210H97V212H99V213H101V216L103 215V216H115L116 217V223L113 221V223H115V224H112V225H108V226H106V227H103V228H88V231L87 232H85V234H80V235H78V232H75L76 230H77V228H76V230H74L73 231V228L71 227V226H69L70 224H64L63 226H61V228H59L58 226V230H57V232L55 233V234H53V235H51L52 234V232H53V230H52V232H50V231H48V233L47 234H45L46 235V237H47V235H50V236H48L47 237V240L49 239V240H51V241H55V247H54V249L56 248H59L60 246L62 247L63 246V244L64 245H67L66 243H68L67 242V240L69 241V244L67 245V246H69L70 244H71V246H73V245H75L76 246V249H77V251H80V252H82L83 253V255H82V257L84 256L85 257V254L87 255V257H88V255H90V257L92 256V258L90 259V260H81V261H79V262H75V264H106V261H105V259L104 258H106L107 257V255L108 256H110V255H113V254H115V253H119V250H120V253H121V250H122V248L124 247V248H126V250L128 249L129 250V252H128V250H127V252L130 254V262L129 263H131V264H133V263H140V264H147V263H149V264H198V263H202V264H210V262L211 263H213V262H215V260H217L215 257V260L214 259H211V258H209L210 260L208 261V257H210L209 255H207L206 257H205V255H203L202 254V256H195V254H191V252L189 251V250H187L186 249V246H188V244H187V242L189 243L191 240H193L194 242H195V244H197V245H201V244H203V243H213V241L216 239V237H217V239H218V237H219V239L221 238V239H225L226 237H223L224 236V234L225 235H228V233H230V235L232 234V238L233 237H236V238H233V240H235L234 242L236 243V244H240L241 245V243H239V240L243 237V239H241L240 241H244V242H242V245L244 244L245 246H248V248H251V246H253L254 247V244L256 243V241H257V239L256 240H254L255 239V237H257V225H250L248 222H247V218H249V219H251V216H253V218H255L256 216H257V210H259L258 209V207H257V205L259 204H257V203H254L253 204V206H251L250 207V211H249V215H250V217H248V215H245V214H248V212L247 213H245V214H243L241 211H240V213L241 214H239V212L238 213H233V212H226L223 208H224V206H222L221 204L222 203H224L226 200H227V202H228V199H225V197H229L228 195L231 193V192H233V189H235L236 188V190H237V187L238 186H242V184L243 183H245L246 181H252V180H256L257 181ZM55 178L53 179V180H55V181H53V182H56L57 183V180H56ZM61 179V178H60ZM144 179V180H143ZM67 180V179H66ZM65 180V181H66ZM116 180V181H115ZM136 180V181H137ZM148 181V180H147ZM155 181V182H156ZM157 181V182H158ZM168 181V180H167ZM52 182V183H53ZM63 182H64V179H63ZM113 182V183H114ZM51 183V184H52ZM138 183V182H137ZM140 183V182H139ZM207 183V182H206ZM38 185H39V183H37ZM36 184V187L38 186ZM41 184H43V185H40V187L42 188L41 190H43L44 188H46V186H48V183L46 184V186L44 185V183H41ZM89 184H85V185H89ZM122 184V185H123ZM53 185H54V183H53ZM52 185V186H53ZM92 185V186H91ZM101 185H102V182H101ZM55 186V185H54ZM53 186V187H54ZM124 186V185H123ZM35 187V186H34ZM35 187V188H36ZM39 187V186H38ZM40 187H39V190H40ZM49 187H51V186H49ZM49 187H48V190L47 189H44V190H46V192H48L50 189H49ZM98 187V188H97ZM179 187V186H178ZM202 187H203V185H202ZM52 188V187H51ZM97 188V189H96ZM107 188V187H106ZM124 188H125V186H124ZM123 188V189H124ZM181 188L182 187H180V189L179 190H181ZM240 188V187H239ZM16 189H20L19 187L18 188H16ZM34 189V188H33ZM32 189V190H33ZM91 189V190H90ZM97 191H96V190ZM184 189H188V188H184ZM38 190V188L37 189H35V191H37ZM40 190V192L38 191L37 192V194L38 193H42V191ZM53 189H51V191H52ZM176 190V191H175ZM183 190V189H182ZM239 190V189H238ZM94 191V192H93ZM44 193H45V196H47L48 194L45 192V191H43ZM235 192V191H234ZM44 193H42V194H44ZM49 193V192H48ZM51 193V192H50ZM92 193V194H91ZM31 194H33V192H31ZM162 194V193H161ZM232 194V193H231ZM112 196H114V195H112ZM116 196V195H115ZM182 196V197H181ZM6 201H8V202H6ZM263 202H261L260 203V207L259 208H261V206H262V209H264L263 208V206H264V200H262ZM1 203H2V205H3V207H1L2 205H1ZM138 203V204H137ZM192 204L193 206V208H199L200 209V211H202L203 210V208H202V206H206L207 208H209V210H210V208H211V211H212V209H213V211H214V213H216L217 214V212H222L221 214H222V219H223V221L225 220V222H228L230 225H231V229L228 227V230L227 231H229L228 233L224 230H221V231H218L217 229H216V227L214 228V227H209V228H207V227H204V226H200V223L201 222H203L204 220H206V219H196V220H200V222H196V223H198V224H193L192 223V227L191 226H189L188 228H185V227H180V226H178L177 228H173L172 229V231H170V230H168V232H166L167 230L166 229H163V228H161V239L160 240H162L163 239V241H160L159 242V245L160 246H158L157 244H156V246H155V244H153V243H150V242H146V240H144V238H147L146 236L145 237H143V234H145V235H147V233H139L140 235V237L138 236V233L137 232H133V231H131V232H129L128 231V229L129 230H131L132 229V227H133V225H135L136 223H140L141 221H146V218H148V222H150V224H151V221H154L155 222V220H156V222H157V220L158 221H162V222H165V221H167L168 222V220H172L174 223H175V220L177 221V218L178 217H176L177 215L176 214H178V216H179V218L180 217H182V215L187 211V212H189L188 211V207H186V204ZM41 204H45V205H41ZM51 204H50V206H51ZM183 206H182V205ZM10 205L12 206V208L10 207ZM15 205H16V208L17 209H19L20 207H22V211H21V209H20V211H18L17 209H15ZM55 205H54V207H55ZM185 205V206H184ZM195 205V206H194ZM53 206V205H52ZM191 206V205H190ZM6 207H9V210H7L8 208H6ZM19 207V208H18ZM130 209H129V208ZM175 207H178L177 209L181 212V214H180V212L175 208ZM180 207H183L184 209H185V207H186V209L187 210H184L183 208H182V210L180 209ZM223 207V208H222ZM2 208V209H1ZM10 208H11V210L12 211H14L13 209H15V212H10ZM190 208V207H189ZM206 208V209H207ZM218 208H220V209H218ZM31 209V210H32ZM215 209H216V211H215ZM226 209H227V207H226ZM7 212H6V211ZM30 210V209H29ZM28 210V211H29ZM33 210L31 211V213H37L36 212V210H34V212H33ZM39 210V209H38ZM52 210V211H51ZM176 210V211H175ZM184 210V211H183ZM189 210H191V209H189ZM66 211V212H67ZM125 211H127V214L126 213H124ZM171 211H173V213L175 214H173ZM193 211V210H192ZM207 211V210H206ZM39 212V211H38ZM41 212V211H40ZM178 212V213H177ZM183 212V213H182ZM203 212H204V214H205V211L203 210ZM202 212V213H203ZM210 211H208V213H209ZM11 213H13L14 215H12ZM28 213V212H27ZM26 213V214H27ZM69 213V212H68ZM67 213V214H68ZM207 213V212H206ZM210 213H212V212H210ZM219 213V215H221ZM26 214H25V216H26ZM55 214V213H54ZM70 214V213H69ZM121 214V215H120ZM123 214V215H122ZM37 215V214H36ZM50 215H53V213H51ZM186 215V214H185ZM254 215H255V217H254ZM23 216V217H22ZM119 216V217H118ZM121 216V217H120ZM123 216V217H122ZM184 216V215H183ZM14 217V218H13ZM18 217V218H17ZM20 217H22V218H20ZM111 217V218H112ZM118 217V218H117ZM126 217V220H122L123 218H125ZM128 217V218H127ZM144 217H146L145 218V220H141V219H143ZM175 219H174V218ZM185 217H188V216H184V218ZM197 218L198 217H200V216H196ZM13 218V219H12ZM16 218V219H15ZM25 218V217H24ZM41 219V220H38V219ZM119 218H121V219H119ZM152 218H156L155 220H152ZM179 218H178V220H179ZM183 218V217H182ZM203 218V217H202ZM246 218V219H245ZM44 219V221H46ZM113 220H115V218H112ZM121 222V223H119V221ZM27 220V219H26ZM122 220V221H121ZM138 220H140V221H138ZM149 220H151V221H149ZM194 220V219H193ZM37 221H36V223H37ZM47 221V222H48ZM137 221V222H136ZM214 221V220H213ZM217 221V220H216ZM50 223L49 224H51V220L49 221ZM12 223V222H11ZM44 223V222H43ZM117 223H119V224H117ZM132 223H135V224H132ZM179 223V222H178ZM177 223V224H178ZM40 224H42V223H39V225ZM46 225H48L47 223H45ZM132 224V225H131ZM154 224H156V223H154ZM153 223L151 224V225H154ZM44 225V224H43ZM46 225H44V227L46 226ZM49 226V225H48ZM46 228V227H45ZM57 229V228H56ZM219 229V228H218ZM40 230V229H39ZM43 230V229H42ZM42 230H40V232L42 231ZM127 230V231H126ZM232 230V232H230ZM43 231H47V230H43ZM49 232H50V234H49ZM151 232V231H150ZM225 232V233H224ZM148 233H149V231H148ZM44 234V233H43ZM141 235H142V238H141ZM229 235V236H230ZM129 236L132 238V240L130 241L129 240ZM135 236H137V239H136V237ZM124 237H126V238H128V240L130 241L129 243H128V241H124ZM133 237H135L134 238V240H133ZM223 237V238H222ZM239 237H241L240 239H239ZM67 238V239H66ZM125 238V239H126ZM215 238V239H214ZM231 238V239H232ZM44 240H45V237L43 238ZM118 239H120V242H119V240ZM122 239V240H121ZM140 239H142V241L140 240ZM227 239V238H226ZM239 239V240H238ZM249 239V240H248ZM46 240V241H47ZM89 240V241H88ZM116 242H115V241ZM140 240V241H139ZM246 240V241H245ZM65 243H64V242ZM212 241V242H211ZM227 241H228V239H227ZM238 241V242H237ZM117 242H119V244H125V242H126V247H125V245L123 244V247L122 246H120L119 245V247L118 246H116L118 243ZM122 242V243H121ZM63 243V244H62ZM92 243H94V245L92 244ZM58 244V245H57ZM59 244H62V245H59ZM93 246H92V245ZM96 244V245H95ZM99 244H100V246H101V248H100V246H99ZM187 244V245H186ZM98 245V246H97ZM256 245V244H255ZM22 244H21V242L19 243V242H17V243H14L13 244V246L12 247H10L9 249H8V252H10L12 255H11V259H10V264H19V260H21L20 259V256H21V254H23L22 253V251L23 250H21L22 249ZM57 246V247H56ZM59 246V247H58ZM75 246L73 247V248H75ZM214 246V245H213ZM232 244H230L229 243V241L228 242H222L221 243V246L220 247H224L225 249H220V247H219V249H218V251H216L218 254L220 253V252H226L227 251V249L226 248H228L229 247V249H231L232 250ZM235 246V245H234ZM90 247H92V248H90ZM95 247H98V248H95ZM106 247V248H105ZM156 247H158V248H156ZM235 247H238V246H235ZM234 247V248H235ZM89 248H90V250H89ZM121 248V249H120ZM213 248V247H212ZM245 248H247V247H245ZM94 249V250H93ZM158 251H157V250ZM125 249H123L122 250V252L123 251H126ZM219 250H221V251H219ZM223 250V251H222ZM235 250V249H234ZM49 251H50V248H49V250L47 249L44 253H45V256H47V258L46 259H48L50 256H51V254L49 253ZM24 252V251H23ZM75 252V251H74ZM46 253H49L50 254V256H49V254L48 255H46ZM85 253V254H84ZM88 253V254H87ZM221 253V254H222ZM226 253H228V252H226ZM213 255H214V253H213ZM212 255V256H213ZM49 256V257H48ZM51 257H53V256H51ZM55 257V256H54ZM59 257H61V256H59ZM89 257V258H90ZM27 258V257H26ZM202 258H203V260H202ZM205 258V259H204ZM213 258V257H212ZM28 259V258H27ZM45 259V260H46ZM58 259V258H57ZM56 259V260H57ZM61 259V258H60ZM85 259V258H84ZM107 259V258H106ZM55 260V261H56ZM214 260V261H213ZM220 260V259H219ZM252 260V258L251 257H246L245 256V258H242V260H240V261H238V262H235L234 264H248V262H250ZM33 261V260H32ZM34 261H35V263H36V260L34 259ZM33 261V262H34ZM39 261V260H38ZM55 261H50V262H45V261H42L41 262V260H40V262L38 263V264H66V263H63V262H60V261H58V262H55ZM63 261V260H62ZM218 261V260H217ZM22 263V262H21ZM20 263V264H21ZM25 264V263H24Z\"/></svg>",
    "mask_w": 264,
    "mask_h": 264
}]
</instances>
